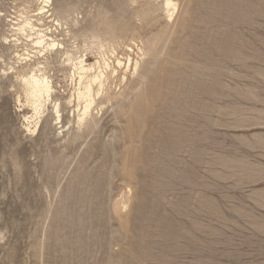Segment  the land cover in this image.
I'll use <instances>...</instances> for the list:
<instances>
[{
    "label": "rangeland",
    "instance_id": "obj_1",
    "mask_svg": "<svg viewBox=\"0 0 264 264\" xmlns=\"http://www.w3.org/2000/svg\"><path fill=\"white\" fill-rule=\"evenodd\" d=\"M174 1L54 0L69 50L110 32L145 57L127 114L73 146L0 79V264H264V0Z\"/></svg>",
    "mask_w": 264,
    "mask_h": 264
},
{
    "label": "bare ground",
    "instance_id": "obj_2",
    "mask_svg": "<svg viewBox=\"0 0 264 264\" xmlns=\"http://www.w3.org/2000/svg\"><path fill=\"white\" fill-rule=\"evenodd\" d=\"M22 2V6L14 3L13 12L0 5V22L4 24L0 23V79L10 81L26 131L35 135L45 121H51L57 135L73 146L92 135L112 108L127 114L129 93L121 92V86L131 84L141 74L145 62L142 48H137L143 54L138 53L135 59L131 54L135 50L110 32L104 36L90 32V37L86 32L78 36L83 42L75 51L69 50L57 34L61 30L77 38L73 29L79 24L71 19V12L57 14L54 0ZM162 6L171 21L178 4L164 0ZM6 25L9 28L3 30ZM87 38L96 48L92 62L85 53ZM131 90L139 89L136 85ZM116 203L119 210L130 206L123 198Z\"/></svg>",
    "mask_w": 264,
    "mask_h": 264
}]
</instances>
